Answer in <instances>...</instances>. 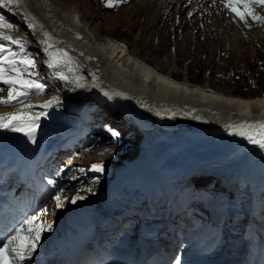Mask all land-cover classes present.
<instances>
[{
    "label": "bare ground",
    "instance_id": "1",
    "mask_svg": "<svg viewBox=\"0 0 264 264\" xmlns=\"http://www.w3.org/2000/svg\"><path fill=\"white\" fill-rule=\"evenodd\" d=\"M187 1L142 0L135 13L128 17L132 21L152 5L150 12L143 13L151 18L152 26L155 27L154 32L148 29L147 33H151V38L154 33H158L160 24L164 23L165 28L167 26L172 30L171 35H175L174 41L177 44L173 46L176 51L180 45L188 48L194 44L192 30L201 26V23L204 27H198V39L204 36L210 50L211 47L213 50L215 47L219 50L225 47L226 50L227 44L241 47L247 43L244 38L246 34L251 39L255 38V34L258 38L264 37L263 30L243 34L245 32L231 24L224 14L222 18L206 16L209 9L205 7H209L211 2L191 0L189 7ZM193 12L196 14L190 17ZM0 18L7 24H20L27 30L32 44L41 51V59L45 64L48 61L42 43L48 39L45 33L51 36L56 48L63 49L72 58L63 69L49 68L56 91L62 89L66 92L64 103L57 104L54 100L42 97L29 103L33 107L27 110V114L39 117V127L34 134L35 143L25 135V131L0 128V151L3 154L13 150H28L29 158L37 150L34 157L41 151L50 155L55 149H76L93 135L88 129L89 125L116 118L119 120L118 129H127L132 139L130 153L123 165H115V178L99 186L96 193L102 196L109 191L118 192L126 187L130 189L131 183H143L150 180L152 175L161 178L166 176L167 181H172L176 179L175 174H178L185 179L178 181L177 178L175 182L178 183H171L168 191L180 200L185 197L182 190L187 184L208 183L214 192L228 194L229 187L222 184V179L230 164L240 163L254 154L264 160V149L233 134L236 129L229 127L243 122H264V95L248 99L237 92L236 95L225 94L219 91L222 87L208 83L200 87L191 86L193 82L188 80V75L182 79L181 75L165 71L164 62L157 64L142 58L143 48L132 50L129 43H125L127 47L121 46L110 37L98 39L89 28L81 25L78 13L60 11L49 0H20L19 6H0ZM30 24L36 27L33 29ZM11 34V27H0V44L6 41L3 35ZM215 52L217 56V50ZM156 65L157 68L154 67ZM61 74L68 76L69 80L61 79ZM77 79L85 87L73 83ZM105 92L108 96L104 95ZM48 101H53L51 107H41ZM24 107L25 104L0 105V115ZM75 110L76 114L83 115L80 120L71 116L65 120L62 116ZM89 153L92 150L80 156V161L75 159V154L71 155L74 160L70 161L82 166L87 162L95 163L97 159H89ZM110 169L111 165L106 164L103 173L106 175ZM95 181H92L91 186L88 184L85 192L80 194L85 197L80 200L81 203L90 198L89 195L98 184ZM131 193H134L133 190L126 196L129 198ZM74 204L71 200L66 201L63 207L69 209ZM49 205L53 206L52 202Z\"/></svg>",
    "mask_w": 264,
    "mask_h": 264
},
{
    "label": "rangeland",
    "instance_id": "2",
    "mask_svg": "<svg viewBox=\"0 0 264 264\" xmlns=\"http://www.w3.org/2000/svg\"><path fill=\"white\" fill-rule=\"evenodd\" d=\"M49 2L60 11L78 13L81 16V25L89 28L91 33L96 35L98 39L103 40L106 39V37H110L113 40L116 39L123 43H129V45L132 46V50H141V48H143L142 58H146L149 62H155L157 64L164 62L166 65L164 68L165 71L181 75L182 79L188 75V80L193 82V84L205 85L208 83L214 87H222L219 91L225 94L233 93L236 95L237 92V94L247 97L248 99L255 98L256 96L258 98L260 95H264V37H262V41V38H258L255 34V38L251 39L246 33H243L246 34L244 38L247 40V43L242 44L241 47L235 48L231 44H227L226 50L225 47L222 50L216 47L213 50V47H211L210 50L208 49L209 46L204 36L198 39V27L202 29L204 27V24L201 23V26H197V29L192 30V41L194 44H191L188 48L180 45L179 50L176 51V47L173 46L177 44V42L174 41L175 35H171L172 30L168 29L167 26L165 28L164 23L160 24L157 31L158 33H154L151 38V33H147L148 29L154 32L155 27L152 26L153 23H151V18L144 16L143 13L150 12L149 8L152 5L146 11L139 14L138 18L132 21L129 20V14L133 15L135 13L142 0H131L128 2H124L123 0H112L114 4L113 7H107V0H49ZM110 19H113V21ZM208 22L210 21L208 20ZM244 24L245 23H243V25ZM22 27L23 26L20 24L12 25L13 34L10 36L13 39L21 41L24 45L23 49H21L19 44H13L11 40H6L2 45H4L8 52L12 50L16 53L18 59H34L35 69H30V71L38 72L39 75L31 78L37 79L39 82L45 84L44 91L47 93V91L54 89V84L49 79L50 85L48 70L46 71L47 68H44L42 61L38 57L39 54L36 51L37 49L32 44L27 30ZM190 27L191 29L193 28L192 24ZM163 29H165V31H163ZM256 30L260 29L257 28ZM256 30L253 31L256 32ZM261 30H264V28ZM220 37L221 36H219V39H221ZM197 42L201 43L196 44ZM150 43L151 46H149ZM199 45L201 46L200 50ZM163 48L166 49L164 50ZM216 50L217 56H215ZM0 55H3V53H0ZM20 67L23 68L24 66L20 65ZM154 67L157 68L158 66L156 65ZM3 86L8 90L9 85L4 84ZM47 95L54 100L58 98L61 104L64 103L65 95L63 91L59 90V93H47ZM70 114H63L62 116L65 120H67L69 116L75 117L74 119L79 117L76 112ZM107 128L114 130L115 123L107 125ZM119 133L123 143H120L118 139L120 135L118 137L111 136L109 138L105 135V137H103L104 140H102L101 137H96L98 139L97 141H95L94 138H90L89 140L92 141V143L98 144H100L102 140V143L98 146V150L102 147L101 150H103L104 153L107 152L113 160L117 159L115 154H118L121 161H124L125 158L126 160L128 159L132 142L129 143V141L125 139L127 136L125 131ZM86 144L87 141L84 143L83 149L80 148V151H78L79 148L76 147L77 150L74 149V153L68 151V154H75V159L80 161V156L86 155L85 153H87L84 151L87 150L85 148ZM91 156L94 157L95 154H91ZM68 159H73V157L70 156ZM67 163H69V161ZM76 167H79V164H76ZM76 167H73V169ZM85 175L86 174L83 173L78 176L85 177ZM94 179L95 178H91L89 180L90 184L94 182ZM98 181L107 182V180L102 178L98 179ZM87 182L88 180L82 184V187H84ZM99 186L100 185H98V187ZM98 187H96V189ZM81 189L82 188H80V190ZM186 191L193 195L195 200L199 197V194L193 193V189L190 187H188ZM93 193H95V191H93L92 194ZM197 205L200 206L198 203Z\"/></svg>",
    "mask_w": 264,
    "mask_h": 264
},
{
    "label": "snow or ice",
    "instance_id": "3",
    "mask_svg": "<svg viewBox=\"0 0 264 264\" xmlns=\"http://www.w3.org/2000/svg\"><path fill=\"white\" fill-rule=\"evenodd\" d=\"M223 2L226 8L230 9L245 23L248 22L249 17L258 23H264V15L258 14L254 7V5L264 7V0H223ZM19 4L20 0H0V6H19ZM113 6L112 0H108L107 7ZM29 26L33 29L36 27L35 24H30ZM0 27L10 28L12 25L7 24L0 18ZM45 36L48 39L42 43L44 44V51L48 56L47 66L54 70L67 67L68 62L72 58L63 49L56 48L48 33H45ZM2 38L4 40H11L13 44H19L21 49L24 48L21 41L13 39L11 36L3 35ZM0 53H3V55H0V82L9 85L7 96L0 97V105H12L14 102L19 101L22 96L32 95L33 92L39 94L44 91L45 84L39 82L37 79L31 78L39 75L38 72L30 71V69H35L34 60L31 58L18 59L16 53L8 52L2 44H0ZM20 65L24 67L21 68ZM61 79L68 81L69 77L61 74ZM73 83L78 87H85V85L80 83L79 79L73 81ZM0 91H4V89H0ZM104 95L108 96V93L105 92ZM52 103L53 101H48L41 105V107L49 108L52 106ZM56 103H59L58 98L56 99ZM32 107L33 105H25L24 109L0 115V128H6L12 131H25V135L32 138V142L35 143L34 134L39 127V117L27 114V110ZM42 115H46V113ZM229 127L236 129L233 134L242 136L250 143L257 145L260 149H264V122H243L239 125ZM108 131L113 137L120 135L118 131L111 128ZM92 169L96 172H103L104 166L102 164H95L92 166ZM88 191H91V189H88ZM84 198L77 194L71 199V203H76L78 200ZM55 201L57 208L64 206V199L61 195H56ZM44 212L46 213L47 209ZM37 220V215L27 218L20 225L19 229L14 230L15 234L3 242L2 246H0V264H24V261L32 259L33 254L37 251L45 227H47V230H51L50 225L37 224Z\"/></svg>",
    "mask_w": 264,
    "mask_h": 264
}]
</instances>
